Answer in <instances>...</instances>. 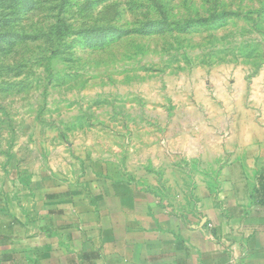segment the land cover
I'll return each mask as SVG.
<instances>
[{
    "label": "rangeland",
    "instance_id": "374dc122",
    "mask_svg": "<svg viewBox=\"0 0 264 264\" xmlns=\"http://www.w3.org/2000/svg\"><path fill=\"white\" fill-rule=\"evenodd\" d=\"M261 127L264 0H0V182L182 187Z\"/></svg>",
    "mask_w": 264,
    "mask_h": 264
},
{
    "label": "crops",
    "instance_id": "0c3cea01",
    "mask_svg": "<svg viewBox=\"0 0 264 264\" xmlns=\"http://www.w3.org/2000/svg\"><path fill=\"white\" fill-rule=\"evenodd\" d=\"M143 180L11 172L0 264H264V134L239 140L213 179Z\"/></svg>",
    "mask_w": 264,
    "mask_h": 264
},
{
    "label": "trees",
    "instance_id": "16d2710c",
    "mask_svg": "<svg viewBox=\"0 0 264 264\" xmlns=\"http://www.w3.org/2000/svg\"><path fill=\"white\" fill-rule=\"evenodd\" d=\"M223 14H225V13H223Z\"/></svg>",
    "mask_w": 264,
    "mask_h": 264
}]
</instances>
